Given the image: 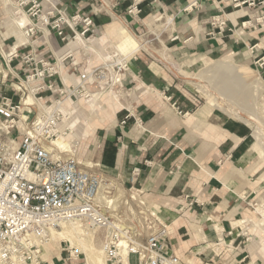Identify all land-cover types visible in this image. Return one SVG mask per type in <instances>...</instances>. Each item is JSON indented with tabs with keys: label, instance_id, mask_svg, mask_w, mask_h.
<instances>
[{
	"label": "crops",
	"instance_id": "crops-1",
	"mask_svg": "<svg viewBox=\"0 0 264 264\" xmlns=\"http://www.w3.org/2000/svg\"><path fill=\"white\" fill-rule=\"evenodd\" d=\"M2 1L0 64L3 65V56L14 49L21 55L33 53L52 62L71 50L70 43L65 44L53 31L26 37L16 24V13L4 11ZM136 1L141 10L138 18L128 13L134 0L56 3L70 14L80 11L92 16L96 31L109 33L115 22L143 31L144 22L156 18L151 14L161 11L173 17L175 29L168 33L167 40L177 36L172 43L182 53L209 58L234 56L238 61L253 64L264 61V22L255 21L260 15L256 9L235 8L230 0H198L200 6L193 9L187 7L195 0ZM43 5L44 10L50 9L49 4ZM217 15L226 20L223 31L211 24ZM243 23L247 25L243 27ZM12 64L21 69L18 61ZM84 70L80 66V71ZM261 71L264 75V66ZM131 73L126 83L131 99L123 103L124 108L113 114L107 125L88 132L93 140L86 148L89 154L79 164L111 177L117 190L121 188L119 208L123 204L131 206L130 217H137L148 233L168 227L167 244L183 262L245 263L248 256L239 260L232 253L244 237L238 223L249 217V199H256L263 189L261 182L254 181L253 160L245 162L254 142L250 126L218 110L198 107L163 66L145 56L134 58ZM61 76L73 82L78 72L66 62ZM57 82L61 83V79ZM46 98L52 99L50 95ZM174 103L182 114L172 106ZM212 245L219 246L218 249L221 245L232 246V255L218 260ZM260 248V256L249 264L259 260L264 264ZM61 259L56 257L51 262L63 264Z\"/></svg>",
	"mask_w": 264,
	"mask_h": 264
},
{
	"label": "built area",
	"instance_id": "built-area-1",
	"mask_svg": "<svg viewBox=\"0 0 264 264\" xmlns=\"http://www.w3.org/2000/svg\"><path fill=\"white\" fill-rule=\"evenodd\" d=\"M56 1L18 0L17 5L28 19L25 24L16 23L26 37L53 31L63 42L70 43L96 32L92 16L80 11L70 14L58 7ZM230 1L235 8L258 10L260 15L255 21L264 22V0ZM44 3L50 5L49 10H44ZM139 6L140 2L134 0L128 13L138 18ZM199 6L195 0L187 8ZM211 24L221 31L226 28L221 15L214 16ZM177 39L175 36L172 41ZM68 59L72 60L71 53L52 62L33 53L21 55L14 49L3 56V65L0 64V263L14 264L17 260L43 264L38 241L47 242L53 229L68 222H86L108 232L103 244L108 264L118 262L122 235L127 239L128 258L138 255L140 264H190L168 246V227L159 228L144 241H136L131 231L119 228L123 224L120 215H112L97 197L104 182V194L109 198L115 196L117 184L111 177L81 166L74 149L67 159H53V151L59 150L53 146L54 141L63 133L64 121L70 117L62 109L63 103L48 100L47 94L72 98L104 76L103 71L95 69L80 72L73 82H68L61 76V67ZM14 61L22 65L21 69L13 66ZM259 66L263 67L264 61ZM172 106L182 114L176 103ZM63 251L67 253L65 264H81V254L76 250L70 247Z\"/></svg>",
	"mask_w": 264,
	"mask_h": 264
},
{
	"label": "rangeland",
	"instance_id": "rangeland-1",
	"mask_svg": "<svg viewBox=\"0 0 264 264\" xmlns=\"http://www.w3.org/2000/svg\"><path fill=\"white\" fill-rule=\"evenodd\" d=\"M17 2L18 0H15V2L13 0H3V10L6 12L14 11L16 13V22L21 18L28 19V17L25 16V12L17 5ZM26 10H28V8H26ZM18 12L19 14H17ZM151 15L156 18L152 21L146 20L143 25V31H135L127 25L134 36L130 39V47H127L125 40L120 38L117 27L110 28V33L99 30L92 35H87L83 38L84 42H80V44H75L76 40L73 39L70 44L64 42L71 47V50L66 54L71 53L72 60L68 59L67 62L70 64L73 61L75 62L73 68L78 72V75L81 72V66L84 67V71L99 69L104 72V76L97 82L90 83L84 90H79L75 97L72 98L64 95L47 94L52 97L53 101L62 102V109L69 114L70 117L69 120L64 121L63 133L59 134V137L61 135L64 136V134H69V137L67 140H61L60 142H58L59 137L56 139L54 147L59 150L53 151L54 160L67 159L71 156L73 149L75 150L74 152H76L74 155L78 163L81 161L80 159L85 158V154H89V150L86 152V148L87 145H90L93 138H89L91 133L88 132H93V128L95 129L100 125H107L111 120V117H105L103 111H109L114 107H117L118 111L124 108L123 103L131 99V94L129 93L130 88L127 89L126 83L130 78L129 75L132 74L131 63L134 58L138 56H145L149 58V60L163 66L164 70L171 76L172 81L180 88L183 94L192 98L198 107L204 106L209 111L213 109L218 110L250 126L253 132V144L255 143V131L257 132L258 130L264 138V75L259 66L260 62L253 64L251 61H238L234 56L209 58L199 54L182 53V51L176 49L174 43H172L175 41L167 40L168 33L170 34L175 29L173 17L165 15L164 12L161 11H156ZM39 33H43V31ZM138 45H140V49L135 54L129 56L131 49L136 48ZM215 62L220 63V66L223 64L221 68L223 70L220 69L221 71H218V69H212L211 65H214ZM245 68L246 70H243ZM242 71H246L254 76V81L244 82L240 78V73ZM147 90L150 92L151 89L147 88ZM48 105H50V103ZM236 113H238V115L240 114L242 118L236 116ZM77 119L80 120V124H78L75 130H70V124ZM74 134H76V137H73ZM64 137H66V135ZM75 139L79 143L76 148L73 146L75 145L74 142H76ZM251 161L252 170L255 173L254 181L261 182L263 189L258 192L256 199L255 196L249 199V217H247L244 222L238 223L244 231V237L240 239L241 242L236 247L238 250L236 249L232 252V246L229 248L221 245L220 249H218L219 246L212 245L219 256L217 257L218 260H222L221 257L223 256L232 255V253H234L239 260L248 256L249 259L247 258L246 262L243 264H249L250 260H255L257 256H260V245H264V239L261 242L262 238H264V233H262L264 232V218L262 217L264 215V144L260 153L253 156ZM89 170L99 172V170ZM118 194L119 193L116 192L113 199L117 197ZM132 201L133 203H137L136 199L134 200L132 198ZM105 203L106 202H103L104 208H106L107 211L114 216L120 215L123 224H121L119 228L124 231H131L132 235H135L136 241H144V239L151 234L143 229L137 217L131 215L132 217L130 218L128 209H131V206H125L123 204L121 208L112 212L111 207L116 208L117 206L118 208V205L120 206L119 200H114L112 202L113 205ZM64 226L68 229H72V226H81L80 229L82 230V234L77 235L79 238L77 239L78 242L76 240V244L71 245L68 240L50 233L47 242L45 241L42 244L38 241V245L41 246L43 264H52L51 261L56 257H62L61 262L65 264L64 260L66 259L67 253L63 251V249L70 247L81 254V264H87L86 250L88 251L91 248L95 256H98L97 259L100 261V264H108L103 248L104 239L108 233L106 230L92 228L86 222H68L64 224ZM61 227H63V225ZM126 244L128 245L127 242ZM124 248L126 247H119L118 262L114 264H140L138 255H133L134 257L130 262L128 261V254L125 255V253L122 256L121 251H123ZM126 250L128 253L127 248ZM124 252L126 251L124 250ZM260 253H262L261 250ZM189 263L194 264L193 261ZM14 264L25 263L23 261L17 262L16 260ZM257 264H263V262L259 260Z\"/></svg>",
	"mask_w": 264,
	"mask_h": 264
},
{
	"label": "bare ground",
	"instance_id": "bare-ground-1",
	"mask_svg": "<svg viewBox=\"0 0 264 264\" xmlns=\"http://www.w3.org/2000/svg\"><path fill=\"white\" fill-rule=\"evenodd\" d=\"M22 19V18H21ZM17 22H18V20H17ZM19 22H21L22 24H25L26 23V20L25 19H22V20H19ZM114 27L116 28H118V30H117V32H118V34L120 35V38L121 39H123V40H125V44H126V46L127 47H130L131 46V38L132 37H134L133 36V34H132V32H131V30L127 27V26H123V25H121L120 23H118V22H115L114 23ZM80 42L81 43H83L84 42V39H83V37H81V36H79V37H77V39H76V42H75V44L77 43V44H80ZM142 44V43H141ZM140 49V45H138L136 48H133V49H131V51H130V53H129V56H131L132 54H135L138 50ZM126 56H128V55H126ZM205 62H207V61H205ZM204 62V63H205ZM208 63V62H207ZM206 63V64H207ZM213 63V62H212ZM211 63V64H212ZM216 63H218V62H215L214 63V65H211V68L212 69H214V70H217L218 69V71L223 67V64L220 66V63H218V64H216ZM229 64V63H228ZM208 65V64H207ZM210 65V64H209ZM224 65H226V64H224ZM224 67H227V66H224ZM228 68V67H227ZM221 70H223V69H221ZM220 70V71H221ZM226 70H228V69H226ZM225 70V71H226ZM243 70H246V68L245 69H243ZM210 71H212V70H210ZM239 71V70H238ZM240 72V71H239ZM234 74V73H233ZM254 76H252V75H250L249 73H247L246 71H242L241 73H240V78L244 81V82H249V81H254V78H253ZM94 96V95H93ZM116 97V96H115ZM30 101V100H29ZM29 101H27V102H29ZM27 104H29V103H27ZM116 111H117V107H114V108H112L111 110H109V111H103L104 113V115H105V117L107 118H109V117H112V115L113 114H115L116 113ZM237 111V110H236ZM236 116H238V117H240V118H242L241 116H240V114L238 115V113H236L235 114ZM80 122V120L79 119H77V120H74V121H72V123L70 124V130H75V128H77V126H78V124H80L79 123ZM86 124V123H85ZM73 132V131H72ZM74 133V132H73ZM66 135V137H64ZM64 136L63 135H61L60 137H59V141L58 142H60L61 140H67L68 139V137H69V134H64ZM73 137H76V134H74V136ZM254 137H255V143L251 146V148L249 149V152H248V154H247V156H246V158H245V162H250L251 161V159L253 158V156H255V155H257L258 153H260V151H261V149H262V147H263V140H264V138H263V135L261 134V133H259L258 132V130H257V132L255 131V135H254ZM75 141H76V139H75ZM80 141V140H79ZM75 143V145H74V147L76 148V146L79 144L77 141L76 142H74ZM60 144V143H59ZM55 145V141H54V144H53V146ZM257 158H258V156H257ZM262 178V177H261ZM107 185V183H102V185H101V187H100V190H99V193H98V200L99 201H101V202H106L105 204H109V205H111L112 204V202L114 201V200H118V197H119V194H120V188H119V190H117V193H119L118 194V196L117 197H115L114 199L113 198H109V197H107L105 194H104V188H105V186ZM111 199V200H110ZM113 205V204H112ZM108 208V207H107ZM112 209H113V211L114 210H118L119 209V205H118V208H117V206H116V208H113V207H111ZM261 216H262V214H261ZM263 218H264V215L262 216ZM131 218V217H130ZM131 220V219H130ZM263 221V220H262ZM73 224V223H72ZM75 224V223H74ZM259 224V223H258ZM77 225V224H76ZM62 226V225H61ZM81 227V226H80ZM80 227L79 226H72V229H68V228H66L65 226H64V224H63V227H59V228H57L56 230L55 229H53L52 230V234L54 235V236H59L60 238H62V239H65V240H68L70 243H71V245H75L76 244V240L77 239H79L78 237H77V235L79 234V235H81L82 234V230L80 229ZM126 237L124 236V235H122V237L120 238V246L121 247H126L127 249H128V253H127V250H126V248H124V250L126 251V252H124V250L123 251H121L122 252V256L125 254V255H127V254H129V247H128V245L126 244ZM77 242H78V240H77ZM85 247V246H84ZM83 247V248H84ZM86 249V248H85ZM89 249V248H88ZM92 249V248H91ZM86 250V253H87V258H86V262H87V264H100V261L97 259V257L95 256V253L93 252V250ZM260 250H261V252L262 253H264V245H261V248H260ZM121 256V255H120ZM122 256H121V258H122ZM128 256V255H127ZM124 260H126V259H124ZM125 262V261H124ZM124 264H126V263H124Z\"/></svg>",
	"mask_w": 264,
	"mask_h": 264
}]
</instances>
